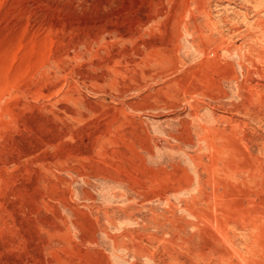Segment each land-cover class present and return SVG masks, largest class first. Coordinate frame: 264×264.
<instances>
[{"label":"rangeland","instance_id":"374dc122","mask_svg":"<svg viewBox=\"0 0 264 264\" xmlns=\"http://www.w3.org/2000/svg\"><path fill=\"white\" fill-rule=\"evenodd\" d=\"M0 264H264V0H0Z\"/></svg>","mask_w":264,"mask_h":264}]
</instances>
